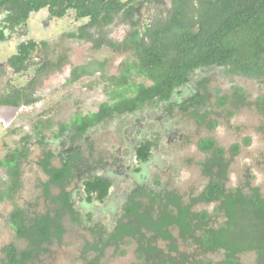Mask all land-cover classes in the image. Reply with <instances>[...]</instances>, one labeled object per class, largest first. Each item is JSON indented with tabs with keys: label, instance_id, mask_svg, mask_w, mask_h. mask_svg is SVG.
Masks as SVG:
<instances>
[{
	"label": "trees",
	"instance_id": "trees-1",
	"mask_svg": "<svg viewBox=\"0 0 264 264\" xmlns=\"http://www.w3.org/2000/svg\"><path fill=\"white\" fill-rule=\"evenodd\" d=\"M64 1L68 7L75 10V18L88 17V21L79 27V32H68L66 36L78 38L84 35V28L99 23L98 15L104 13L103 21L109 22L111 13L118 12L124 6L121 0H0V13L7 16L6 23L11 27L24 23L29 15L43 8H47L51 16L62 17ZM144 2H160L162 0H142ZM170 8L164 20L156 22L147 28L146 39H139L137 35L126 37L123 41L124 49L131 50V58L120 63L119 73L112 76L103 74L106 80L107 99L99 104L98 110L88 113H75L68 122L59 124L49 120V127L59 124L56 136H60L67 129L74 130L82 135L88 128L112 120L122 114L133 113L149 105L156 107L159 103L168 102L173 94H180L179 87L189 81V75L197 70L211 67L223 68L225 73L257 79L264 84V0H169ZM76 2L73 6L72 3ZM86 38H88L86 34ZM4 34L0 30V41ZM32 41L28 46H32ZM101 43H95L99 47ZM115 51H120L121 43L107 41ZM24 53L27 51L23 47ZM122 50V49H121ZM122 52V51H120ZM24 55H16L19 67L25 69ZM67 53L63 54L66 61ZM99 65V62L97 63ZM93 70H102L97 67ZM86 66H77L72 69L69 82L79 80L84 74H90ZM142 76L150 81L149 84L136 82L134 77ZM207 78L197 81V88L203 93L194 94L188 101L205 108L210 95L205 92L204 84ZM235 100L233 103L243 104V90L241 87H232ZM228 96L219 97L215 105L221 106L228 101ZM0 104L18 105L17 100L2 101ZM187 108L185 102L181 103ZM172 106V105H171ZM197 114V110L193 111ZM202 119V116H200ZM215 122L210 124L214 127ZM37 135V133H36ZM28 136L19 148H14L0 158V168L4 169V177H0V199L5 197L12 201L8 213L9 221L17 238L25 240V247L18 248L13 243L3 248L1 264H31V261L40 253L49 250V246L59 243L66 232L63 221L68 219L71 223L82 226L92 239H85L80 253L82 264H105L101 258L106 246L120 245L131 240H123L125 235L135 238L139 244L136 247L137 264H164L159 249L152 244L154 237L168 241L170 251L177 246L173 243L170 226L179 227L180 232H193L185 220V216L192 215L201 221L206 220L208 213L201 211L192 214L187 206H181L179 196L171 192H148L151 201H161L164 194L162 215L153 218L150 213H139L138 202L124 208L123 217L136 220V225L129 221H119L115 231L111 233L103 224H92V212L86 216L88 226L80 219V213L73 208L69 197V184L66 181L74 177V163L78 159V152L74 149L70 157L61 159L58 167L51 164L53 154L46 151L38 160V166L48 176L46 182L41 184L40 197L44 202L53 203V208L29 215L27 209L16 203L17 190L20 187L23 160L28 158ZM249 138L243 144L247 145ZM41 144V143H39ZM153 143L145 142L135 149L138 163H144L151 157ZM198 147L205 152H212L216 165L220 166L218 174L209 173V181L198 197L206 202L220 201L216 210L223 209L226 221L217 229L203 228L200 233L201 244L209 250L222 248L225 250L224 264H238L236 254L240 252H253L257 260L264 264V196L255 186L247 184L248 191L241 188L229 189L224 187L225 166L224 149L218 147L211 137L198 141ZM239 144L230 148L236 154ZM140 170V166L136 168ZM158 183V181H156ZM59 189L58 194H52ZM111 180L107 177L95 176L83 181L82 192L84 202H104L107 198ZM56 188V190H55ZM139 191V190H138ZM172 205L178 208L174 215ZM150 232V233H149ZM94 238V239H93ZM198 241V239H196ZM162 256V255H161ZM164 256V255H163ZM157 260L155 263L154 261ZM165 261V260H164ZM206 264H212L208 261Z\"/></svg>",
	"mask_w": 264,
	"mask_h": 264
},
{
	"label": "rangeland",
	"instance_id": "rangeland-1",
	"mask_svg": "<svg viewBox=\"0 0 264 264\" xmlns=\"http://www.w3.org/2000/svg\"><path fill=\"white\" fill-rule=\"evenodd\" d=\"M168 3L169 0H165L163 4L168 6ZM156 9L155 4L143 7L142 15L145 22L150 15H156H153ZM159 13L158 21L164 20L167 10L163 11L162 9ZM47 17L45 8L31 14L29 25L32 37L36 40L47 39L50 43L63 45V53H67L69 63L56 72L51 71L50 76L45 75L37 80L36 94H43L45 100H41L33 108L18 111V115L16 112L9 113L4 109L0 110V158L12 149L19 148L26 136L28 139L34 137L30 131L29 123L33 117H35L34 119L38 117L36 115L39 113L38 111L42 112L44 107L49 104L51 110L53 109L50 119L54 123L67 122L76 111L79 113L95 111L99 104L108 97L107 82L104 80L103 74L106 76L118 74L120 63L131 58V52L119 53L105 46L97 49L90 42L69 40L59 36L61 33L74 32L77 26L86 20H77L72 9H68L65 15L58 19L45 20ZM43 22L46 24L43 25ZM117 25L115 22L109 26L108 39L120 40L123 38L124 26ZM15 44V37L10 41L0 43V60L13 51ZM96 62L101 64L99 67L103 68V74L94 71V74L83 76L74 83L61 85L64 80L68 79L71 66L85 65L96 69ZM199 72H194L189 76V82L181 87V95H174L176 105L170 106L169 102L160 103L157 107L146 105L131 115L124 114L114 118L113 121H106L91 134V142L97 150L95 157L98 156V152H102L103 155L114 154L117 152V147L123 144L125 164L131 161L130 146L137 137L152 138L156 143V146L152 148L150 161L147 166H144L145 170L141 174L133 175L129 171L126 179H118L119 183L114 190L115 197H120L129 191L134 183L139 184L142 180L151 182L155 177L166 182L168 187L177 188L183 193L197 192L204 180L201 179L197 161L204 158V155L197 150L196 141L205 136H214L218 144L225 148L246 137L249 138L248 145L243 146L239 154L230 160L227 187L244 186L249 182L251 186L258 187L264 196V84L254 78L225 73L223 68L219 67H211ZM24 75L25 78L13 79V83L17 86L22 85L27 78L29 79L33 75V68H30ZM203 77L207 78L204 89L210 93L208 102L210 113L204 124H198V119L187 110L181 109L179 103L195 91V82ZM46 79L47 82L44 84ZM134 80L144 84L150 83L142 76L134 77ZM232 87L242 88L243 104L233 103L235 96ZM223 96H228V101L221 106H216L217 98ZM24 113L29 114L26 116ZM209 122H215V126L210 127ZM48 128L41 134L52 137L51 131L56 129V124ZM124 130L127 131L125 140L122 137ZM27 145L29 154L22 163L20 187L14 198L15 202L20 205H25L29 201L31 204H35V199L37 200L40 193L39 181L47 179L36 163L40 155L39 145L37 143H28ZM45 145L47 149L56 152L61 148L59 141ZM58 163V160H53L54 165H58ZM3 174L4 169L0 168L1 178L4 177ZM69 188L75 190L77 183L70 184ZM38 203L35 209L37 211L45 210V204L42 201ZM78 204H80L81 211L92 210L95 221H100L106 226L110 224L112 211L106 207V204H95L92 206L93 208L85 206L81 202ZM11 207L12 201L5 197L0 199V261L3 257L1 250L6 244L13 243L18 248L24 246L23 241L17 238L7 220ZM205 207L207 208V205ZM211 207L212 205H210ZM64 227L66 232L62 240L49 246V250L40 254L31 264H82L80 253L84 240L91 239L90 234L82 226L75 225L68 219H65ZM157 245L166 249V243L163 241H157ZM180 253L193 255L195 251L191 247L181 244ZM220 260L221 257L217 255L213 257L212 264H220ZM102 261L106 264H137L135 244L124 242L117 248H107ZM238 264L262 263L257 260L255 253L245 252L238 257Z\"/></svg>",
	"mask_w": 264,
	"mask_h": 264
},
{
	"label": "flooded vegetation",
	"instance_id": "flooded-vegetation-1",
	"mask_svg": "<svg viewBox=\"0 0 264 264\" xmlns=\"http://www.w3.org/2000/svg\"><path fill=\"white\" fill-rule=\"evenodd\" d=\"M164 1L165 0H162L160 2H157V1L144 2L142 0H123L122 2H124V6L118 12L111 13V19L109 22L103 21L104 13H100L98 15L99 23L96 24L95 26L84 28L85 33L82 37H78V38L68 37V36H66V33H68V32L63 33V34L61 33V35H59V36H63L65 39H69V40H81V41H85V42H90V43H92V46L94 48H97V49L105 46V47H108L109 49H111L112 51H115V50H113L110 46H108V44H106L107 41H110L111 43H121V45H119V46L122 49V50L120 49V51H122V52H120V51H118V52L119 53H123V52L130 53L131 52L130 49H124L125 46H123V41L125 40L126 37H129L131 35H137L139 39L145 40L146 35H147V28H149L150 26H152L156 22H159L157 19L158 13L161 12L162 9H163V11H166V9L170 8V1L168 3V6H165L163 4ZM87 3H88V0H86V4ZM75 4H76V2L72 3L73 6ZM154 4H155L156 8L158 9V10L156 9V11L153 14V15H155V14L156 15L155 16L150 15V17L145 22V19L143 18V15H142L143 7L154 5ZM157 5H159V6L157 7ZM160 7H162V8L160 9ZM62 8L65 9V11H67L68 9H72L75 13V10L73 7H68L67 1H64ZM45 9H46L47 15H48V17L45 20L49 19V21H50L53 19L60 18L58 16H51L49 14L47 8H45ZM30 16H31V14L29 15V17L27 18V20L24 23H18L16 25H13L10 27L6 23V20H5L7 18L6 14L4 12L0 13V30L4 34V40H1L0 43L10 41L13 37H15V39H16V44L13 48V51L10 52L5 58L3 57V59L0 60V102L12 101V100L18 101V105L0 104V110L4 109L5 111H9V113L16 112V115H18V111H22L24 109L26 110L27 108H33L36 104L40 103L41 100L46 99L43 94H41V95L36 94L37 89H36L35 85L37 84V80L40 79V77H45V75L50 76L49 73L51 71L54 70V72H56V71L60 70L62 67H64L65 65H67V63H69L68 57H67L66 61H63V54L65 53V52L63 53V50H64L63 45L50 43L47 39L36 40L34 37H32V30L30 29V25H29ZM79 19L80 20L86 19V20L77 26L76 30L74 31L75 33L79 32V30H78L79 27L82 26L83 24H85L89 18L84 17V18H79ZM79 19L77 18V20H79ZM115 22H117L118 25L120 24V25L124 26L125 34L123 35V38L120 40L108 39L109 36H107V35H109L107 33L108 29H110L109 26ZM44 24H46V22H43V25ZM86 34H87L88 38L90 37V39L86 38ZM30 41H32V43H33L32 46H28ZM96 42H98V44L101 43L99 47L95 46ZM24 46L27 47V48H25L27 50V51H25L26 53H24V50H23ZM115 52H117V51H115ZM21 54H23L25 56L24 60H23V64H24L25 69L18 70L19 65H18V63L17 64L15 63V62H17L16 61L17 59L13 58V57L16 55L19 56ZM97 63L98 62H96L95 64L97 65ZM99 65H101V64L99 63ZM99 65H97V67H99ZM77 66H85V65L71 66L69 68V72H68L69 73L68 79L64 80V82L61 83V85L65 84V83H70L69 80L71 79L72 69L77 67ZM86 67H87V70L92 71V73L84 74L81 77L92 75V74H94V71H97L98 73H101V74L104 73L101 70H93V68L91 69L88 66H86ZM30 68H33V75L29 79L27 78L25 80V82L20 86H17L16 84L13 83V81H12L13 79L19 80L22 77L25 78L24 73L28 72V70ZM102 70H103V68H102ZM199 71L200 70H197L196 72L200 73ZM44 82H45L44 84H46L47 79L44 80ZM74 82H76V81H74ZM74 82H71V83H74ZM187 83H185V84H187ZM185 84H183V85H185ZM196 85H197V81L195 82V86H194L195 91L190 93L186 97V99H184L185 101L182 100L179 103V107L183 110H187L192 115L194 114L193 111L197 110V114L193 115V116L198 119V121H197L198 124H204L206 122V119L209 116V113H210V108H209V104H208L209 101L207 102L208 105L205 108L199 107L198 104L196 105L195 103H191V101H188L190 98L193 97L194 94L199 95V94L203 93V88L198 90ZM182 86L179 87V90H180L179 95L182 94V91H181ZM44 87H45V85H44ZM205 92L210 95V93L207 90H205ZM174 95L175 94H173L171 99L168 101L170 103V106L171 105L174 106L177 104L173 98ZM168 102H165V103H168ZM182 102L186 103L187 108L182 106V104H181ZM158 105H160V103ZM52 110H51V106L49 104L47 107H44L42 112L38 111L39 113H36V115L38 117L36 119H34L35 117H33V119L29 123L30 131L34 137H31L30 139H28L27 143H37L39 145L38 150L40 152V155H39L38 159L36 160L37 164L39 163L38 160L41 158L42 154L45 153L46 151H49V152H51V154H53V157L51 158V164L53 166H56V167H58L60 165L61 159H64L66 157H70L72 154V151L74 149L78 152V156H77L78 159L74 163V177L71 178L70 180L66 181V184H69V183L73 184L76 182L77 188L74 190V188H68L67 187L66 190L69 192V197H70V200L72 202L73 208H75L80 213V216H81L80 219L84 223L83 226L89 225L87 220H85V219H86L87 214L89 212H92V210L81 211L79 209L80 204H78L80 202L83 203L85 206H89V207H92L95 204H99V205L106 204V207L110 208V210L112 211L111 212V222L107 226L106 225H103V226L106 227L109 231H111V233H113L115 231L114 230L115 226L117 225V223L119 221H121V222L129 221L132 225H136V220L134 218L130 219L128 217H123L124 208L127 207L128 205L132 204L133 201L139 203V205H138V212L139 213H150L151 216H154L153 218H155V217L161 216L162 211L165 209L164 194H163L161 201H151L149 196H147L146 194L148 192H152V193L155 192V193H160V194H162L163 192H168V193L171 192V193L179 196V203H181V206L182 205L187 206L189 209V212H191L192 214L197 213V212H201V211H206L208 213V216H207L206 220H202V221L199 218H196V217L194 218L191 214L185 216L186 222L192 228H195L192 230L193 232L182 233V232H180L179 227L175 226V225L170 226V229L168 228V230H170L171 235L173 237V243L177 246V249L175 251L169 250L167 240H163L159 237L152 238L153 239L152 244H154L159 249V251L162 252L161 254L159 253V256L161 257L163 263L164 264H199L202 262L203 264H206L208 261H211L213 263V257L218 255L221 257L220 264H224L223 263V261L225 259V250L224 249L217 248L214 250H209L204 245L201 244V240H203V239L200 237V233L202 232L203 228L214 227L215 229H217L221 224H223L226 221V216H225V212L223 209H221L219 211L216 210L217 205L221 204L220 201L215 200V201L206 202L204 200L198 199V197L202 193L204 187L207 185V183L209 181L210 176H209V173H207V172L211 171L215 175V174H218V171L220 168L219 165L218 166L216 165L215 159L212 156L211 151L205 152V151H202L199 149L198 141L202 138H205V137H211L215 140L216 145L218 147H221L224 149V152H223L224 161L223 162L226 163V159H228V163L225 166V174H224V178H223L224 187H225L226 192L229 189H238V188H241L243 191L247 192L248 191L247 184L249 182H247L244 186L241 185V186H237V187H227V183H226L230 160L233 157L237 156L239 154L241 148L243 146H245V144H243V141L245 138L241 141H237L235 143L230 144L228 146V148L220 146L214 136L201 137L196 141L197 150L204 155V158H201L197 161L199 170L201 172V179H204L203 184L201 185V187H199V189H197V192H195V191L191 192L190 191V192L183 193V192H181V190H178L177 188L168 187V184L166 182H163L162 180L155 177L151 182H144L142 180V182L139 184L134 183L132 185L133 187L131 186L129 191H127L126 193H124L120 197H118V196L115 197V195H114L115 191L114 190L116 189L117 184L119 183L118 179L119 178L120 179H126L129 171H131V173L133 175L134 174H136V175L141 174L145 170L144 166H147V163H149V161H150L151 157L149 158V160H147L144 163H138L137 158H136L135 149L138 146H140V144H142V143L151 142V143H153V145L151 147V153H152V148L154 146H156V143H154V140L152 138L137 137L131 143V146H130L131 161L128 164L124 163L125 159H124V155H123L124 154V151H123L124 145L123 144H122V146L117 147V152L114 154H112V153L107 154L106 153L105 155H103L102 152H98V156L95 157L97 150H95L93 143L91 142L92 141V135L91 134L96 129H98V127L100 125L105 123V121L104 122L102 121V122L88 128L82 135L76 134L74 130L67 129V130L63 131L60 136L57 137L55 132H56V130H58L59 124L62 123V122H59V124L56 125V129L51 131L52 137H48V136H44L41 133L46 128L49 127L50 113ZM97 110H98V108L95 111H97ZM95 111H93V112H95ZM137 111H139V110H137ZM137 111H135V112H137ZM135 112H133V113H135ZM75 113H73V114H75ZM86 113H88V112H86ZM133 113H127V114L131 115ZM24 114L26 116H28L29 113H24ZM122 115H124V114H122ZM122 115H118L116 117H120ZM200 116H202V119ZM40 117L42 120L39 119ZM116 117H114V118H116ZM114 118L112 120H108V121H113ZM211 123L212 122H209V125ZM48 129L51 130V128H48ZM124 131L122 132V137L125 140L126 136H127V131H125V132ZM36 133H37V135H36ZM96 134H98V133H96ZM33 138H34V140H32ZM58 141L61 144L60 145L61 148L59 149L58 152L53 151L51 149H47V147L45 145L46 143H53V142H58ZM39 143H41V144H39ZM82 143H85V144L83 145ZM235 144H239V149H238L236 154H232L230 151V148ZM27 150H29L28 145H27ZM101 155H103V156H101ZM54 159L58 160V162H59L58 165L53 164ZM25 160H23V162ZM138 166H140V170H136V168ZM95 176L107 177L111 180V186L109 188L107 198L105 199L104 202H101V203H98L95 200L92 202H89V203H85L84 202V195L82 192V183L84 180H86L90 177H95ZM47 178H48V176H47ZM46 180L47 179L40 180V181L46 182ZM40 181H39V183H41ZM156 181H158V183H156ZM41 184L39 185V189H40L39 192L42 191ZM53 188L54 187L52 185L50 187L51 193L52 194H58L59 189L56 190V188H55L56 191H54ZM259 191H260V189H259ZM260 193H261V191H260ZM261 195L263 196L262 193H261ZM38 200L42 201L45 204L44 205L45 210L39 211V213L46 211L48 208H50V210H52L53 203L51 204L49 200L44 202L43 199L40 197V193H39V196L37 197V200L35 199V201H36L35 204H31L29 201V202H26L27 204L21 205V206H23L25 209H27L29 215L32 216V214L35 211L38 212L35 209L39 204ZM107 204H108V206H107ZM46 205L48 206V208H46ZM206 205H207V208L205 207ZM210 205H212L211 208H210ZM208 206H209V208H208ZM172 209H173L174 215L177 216L178 208L175 205L174 206L172 205ZM7 220L10 223L9 215L7 216ZM91 222L93 225L97 224V223L99 225L100 224L102 225V223H100V221H95L93 212H92ZM62 224L64 226V221ZM10 227L12 229V225ZM90 237L92 239L91 235H90ZM196 239H198V241H196ZM87 240L90 241L89 239H87ZM123 240H125V241L131 240L130 243H134L135 247H137L139 244V242L135 238H132L131 236H128V235H125ZM22 241L24 243L23 247H25L26 242H25V240H22ZM157 241L165 242L166 243V249L160 248L157 245ZM181 244L186 245L188 247H191V249H193V251H195V253H193V255L180 253V245ZM120 245H113L112 244L110 246H106V248L103 250L102 257L104 256L105 250L107 248H117ZM3 248H2V250H3ZM246 252H248V251H246ZM243 253H245V252H240V253L236 254L237 262H238V257ZM40 254H42V253H40ZM40 254L35 256V258L33 260H35L37 257H39ZM205 257H207L209 259H206ZM101 260H102V258H101ZM1 261H2V259H1ZM1 261H0V264H1ZM154 262L156 263L157 260H155ZM157 264H158V262H157Z\"/></svg>",
	"mask_w": 264,
	"mask_h": 264
},
{
	"label": "crops",
	"instance_id": "crops-1",
	"mask_svg": "<svg viewBox=\"0 0 264 264\" xmlns=\"http://www.w3.org/2000/svg\"><path fill=\"white\" fill-rule=\"evenodd\" d=\"M32 14V13H31Z\"/></svg>",
	"mask_w": 264,
	"mask_h": 264
}]
</instances>
